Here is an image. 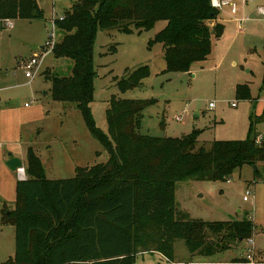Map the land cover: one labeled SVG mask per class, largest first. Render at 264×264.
Masks as SVG:
<instances>
[{"label":"trees","instance_id":"1","mask_svg":"<svg viewBox=\"0 0 264 264\" xmlns=\"http://www.w3.org/2000/svg\"><path fill=\"white\" fill-rule=\"evenodd\" d=\"M212 0H76L55 26L64 32L51 53L72 60L71 74L45 75L51 81L52 99L71 103L81 111L90 133L108 153L106 162L77 167L75 176L45 178L40 158L29 147L25 179L15 184L16 205L4 218L15 227L14 256L0 264H134L139 255L158 252L172 262L174 241L187 250L210 256L253 236V221L189 219L175 205L177 181L228 179L245 165L264 163V134L259 142L245 139L214 140L198 146V132L152 136L139 130L143 110L153 99L112 96L106 109L108 131L93 118V45L98 29L140 33L159 20L162 28L149 45L161 43L167 72H189L205 61L212 37L220 38L224 25L216 21ZM38 0H0L2 19H42ZM116 50L115 47H112ZM149 66L126 69L117 80L121 91L139 86ZM236 97L249 99L248 84L236 86ZM264 117H257L260 122ZM257 167L255 171H258ZM211 234V237L210 235ZM238 257L228 264H246Z\"/></svg>","mask_w":264,"mask_h":264},{"label":"rangeland","instance_id":"2","mask_svg":"<svg viewBox=\"0 0 264 264\" xmlns=\"http://www.w3.org/2000/svg\"><path fill=\"white\" fill-rule=\"evenodd\" d=\"M74 1L39 0L44 18L12 19L11 28L0 29V263L15 252V227L10 220L3 222L15 208V183L19 179L6 165L10 156L18 155L25 163L31 147L48 179L72 178L77 167L104 163L108 158L104 144L90 133L81 111L71 103L53 100L51 81L45 78L44 71L71 74L72 60L54 57L46 41L53 31L54 42L62 39L64 32L50 19L62 17ZM221 1L217 21L224 25L223 35L212 37L208 59L193 64L189 72L163 73V46L149 45L166 25L165 20L140 33L98 29L93 45L97 75L90 107L104 133L108 131L106 109L111 97L116 96L154 100L143 110L142 134L180 137L197 131L198 146L205 147L214 140L245 139L252 122L250 135L264 134V119L255 122L257 117H264V13L259 10L264 8V0ZM34 54L39 65L29 79L22 62ZM143 65L149 66V75L139 86L121 91L117 80L125 76V70ZM243 83L250 88L249 99L236 97V86ZM253 167L245 165L221 181L180 180L174 191L177 210L189 219L248 217L254 225L251 238L233 242L232 248L210 256L191 255L185 242L176 239L172 262L158 252H147L134 264H228L248 254L251 259L246 264H264V163L259 164L258 171Z\"/></svg>","mask_w":264,"mask_h":264},{"label":"built area","instance_id":"3","mask_svg":"<svg viewBox=\"0 0 264 264\" xmlns=\"http://www.w3.org/2000/svg\"><path fill=\"white\" fill-rule=\"evenodd\" d=\"M228 1L225 2V4ZM223 2L221 0H212V5L216 8H221ZM232 11H234V3H232ZM60 19H62V17H60ZM55 19H52V24L55 26ZM12 19H2L0 20V29L3 28H11L13 25L11 23ZM56 27V26H55ZM54 36V31L51 33V35L49 36L48 40L46 41V45L50 47V50L52 49V47L54 46V44L56 42H54L52 40V37ZM44 48V47H43ZM39 65V60H38V56L37 54H34L30 59L25 60L22 62V67L25 69V76L29 79H32L34 77L35 74V69L36 67ZM232 105L234 106L235 103H232ZM209 106H212V104L210 103ZM176 119H180V116H175ZM261 139V136H258L256 139V142H259ZM25 168L24 166H22L21 168L17 169V174H18V178L19 179H23L25 178ZM250 192L247 190L246 194H249ZM244 200H247V196L244 197ZM251 241V240H250ZM248 261L250 262L251 259V255L248 254L247 257ZM178 264H182V263H178Z\"/></svg>","mask_w":264,"mask_h":264},{"label":"water","instance_id":"4","mask_svg":"<svg viewBox=\"0 0 264 264\" xmlns=\"http://www.w3.org/2000/svg\"><path fill=\"white\" fill-rule=\"evenodd\" d=\"M6 165L9 167L10 170L12 171H17L18 168H21L23 166V161L16 156H10L7 160H6ZM257 166L254 165L253 169H256ZM25 179V178H23ZM22 180V179H19Z\"/></svg>","mask_w":264,"mask_h":264},{"label":"crops","instance_id":"5","mask_svg":"<svg viewBox=\"0 0 264 264\" xmlns=\"http://www.w3.org/2000/svg\"><path fill=\"white\" fill-rule=\"evenodd\" d=\"M226 1H228V0H225V2ZM38 3H39V0H38ZM39 6L41 7V5L39 4ZM71 6V5H70ZM42 8V7H41ZM44 10V9H43ZM259 10L260 11H262V13H264V8H259ZM63 15H64V13H63ZM62 15V16H63ZM44 16H45V10H44ZM53 17V16H52ZM52 17H51V19L50 20H52ZM217 21V19L216 20H213V21H209L208 23H210V25H213L215 22ZM60 41V40H59ZM43 48V47H42ZM207 59H208V57H207ZM206 59V60H207ZM203 62V61H202ZM16 157H19L18 155L16 156ZM23 166H25V163L23 162ZM257 167H259V166H257ZM19 180V179H18ZM17 182V181H16ZM16 184V183H15ZM192 255V254H191Z\"/></svg>","mask_w":264,"mask_h":264}]
</instances>
